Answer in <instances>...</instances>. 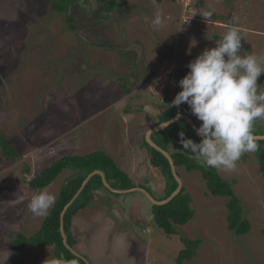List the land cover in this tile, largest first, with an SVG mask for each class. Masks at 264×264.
I'll use <instances>...</instances> for the list:
<instances>
[{
    "label": "rangeland",
    "instance_id": "obj_1",
    "mask_svg": "<svg viewBox=\"0 0 264 264\" xmlns=\"http://www.w3.org/2000/svg\"><path fill=\"white\" fill-rule=\"evenodd\" d=\"M52 1L0 0V134L20 155L9 158L0 146V264H12L16 235H34L47 216L29 211L31 198L47 191L57 200L74 170L43 189L28 182L65 156L104 151L134 186L165 199L168 178L150 169L146 134L166 111L202 123L186 103H171L188 63L230 27L243 36L241 55L264 59V0H116L110 13L103 0H78L70 10L75 30ZM156 13L161 27L150 23ZM257 83L264 92V74ZM253 129L262 135L264 120ZM167 149L183 151L179 144ZM216 170L241 201L247 234L228 226L229 197L212 194L200 170L177 167L194 216L175 234L155 224L152 202L141 192L102 187L71 217L74 251L89 264H176L189 238L201 244L183 264H264V174L257 152L243 154L234 170ZM26 262L62 264L50 247H30Z\"/></svg>",
    "mask_w": 264,
    "mask_h": 264
},
{
    "label": "trees",
    "instance_id": "obj_2",
    "mask_svg": "<svg viewBox=\"0 0 264 264\" xmlns=\"http://www.w3.org/2000/svg\"><path fill=\"white\" fill-rule=\"evenodd\" d=\"M101 4H103L104 11L106 12L114 11L117 7L116 0H103L100 1V5ZM78 5V0H53L51 2L53 11L66 14V23H68V26L73 30H75L76 27L71 17L70 10L72 7ZM102 11H100V14ZM132 76H135V74ZM126 91L128 94L132 92V90L128 88ZM177 114L178 111H176V113L166 111L165 115L161 117L154 127L170 120ZM180 132H184L185 138H192L195 142H199L201 139L196 135L191 124L185 119L171 124L165 130L154 133L153 139L162 148L168 150L167 146L169 144L182 145L180 143ZM253 132L254 135H257L255 129H253ZM262 135H264V133ZM255 142L258 145L256 152L260 161V170L264 174V140H255ZM146 143L150 147L151 152V158H149L150 165L159 169L163 175L168 178L166 184L163 185V187H168L166 197L168 198L178 187V182L173 174L171 164L163 153L156 150L147 141ZM0 146L5 156L13 159L20 158L19 153L14 150L15 148H13L12 144L1 134ZM171 156L174 159L176 167H185L188 171L200 170L212 194L229 197L227 221L230 230H233L239 236L245 235L250 231V222L244 217L241 201L236 196L229 181L222 178L215 168L205 167L197 163L190 155L184 153V151L171 153ZM66 169H73L74 175L62 187L58 199L47 214L40 230L32 236L19 233L13 240L11 245L12 264H27L26 255L30 247H50L62 264H88L87 260H84L81 256L75 255L65 245L61 231L62 211L73 199L86 178L96 170L103 171L108 182L116 189H129L134 187L128 175L121 170L115 160L104 151H96L84 156H65L55 161L49 168L35 176L28 184L33 189H43L52 184ZM102 187L106 188L102 177L100 175L93 176L83 192L65 214L64 227L68 237V244L72 248L74 243L69 231L71 217L82 211L89 204L92 195ZM191 203V194L187 192L186 187L183 186L182 191L170 202L164 205L152 206L155 224L166 234H175L176 226L185 225L193 218L194 210ZM183 242L186 247L179 253L176 264H183L185 260L191 259L195 255L196 249L201 244V240L198 239L191 240L189 238H183Z\"/></svg>",
    "mask_w": 264,
    "mask_h": 264
},
{
    "label": "clouds",
    "instance_id": "obj_3",
    "mask_svg": "<svg viewBox=\"0 0 264 264\" xmlns=\"http://www.w3.org/2000/svg\"><path fill=\"white\" fill-rule=\"evenodd\" d=\"M156 2L153 0L154 5ZM202 15L208 18L212 12ZM150 23L163 26L162 15L156 13ZM242 37L230 27L215 47L206 48L191 60L189 71L178 82L181 90L171 102L177 107L186 103L202 122L194 126L199 142L185 138L184 132L179 136L183 151L205 167L234 170L243 154L258 147L253 124L264 120V92H259L257 83L264 74V59L241 55ZM55 200V194L41 191L31 198L28 209L35 216H45Z\"/></svg>",
    "mask_w": 264,
    "mask_h": 264
},
{
    "label": "water",
    "instance_id": "obj_4",
    "mask_svg": "<svg viewBox=\"0 0 264 264\" xmlns=\"http://www.w3.org/2000/svg\"><path fill=\"white\" fill-rule=\"evenodd\" d=\"M181 119H185L187 120L191 126L194 128L198 127V124L190 117L188 116L186 113H179L177 115H175L173 118H171L170 120H167L163 123H160L159 125L153 127L152 129H150L147 134H146V141L152 146L154 147L156 150L160 151L161 153H163L167 159L169 160L170 164H171V168L173 171V174L178 182V187L177 189L166 199L163 200H158L156 198H154V196L151 194V192L146 189L145 187H141V186H134L132 188L129 189H116L114 187L111 186V184L108 182L106 175L103 171L100 170H96L94 172H92L84 181L83 185L81 186V188L78 190V192L75 194V196L73 197V199L65 206L64 210L61 213V231H62V235L64 238V242L65 245L77 256H80L77 252H75L73 250V248L68 244V237L65 231V227H64V218H65V214L67 213L68 209L73 205V203L77 200V198L80 196V194L83 192V190L85 189L86 185L88 184V182L90 181V179L95 176V175H100L103 179V183L104 186L111 192L113 193H120V194H125V193H131V192H141L142 194H144L151 202L153 205H164L168 202H170L174 197H176L183 189V181L180 177V175L177 172V167L175 165L174 159L171 156L170 152L165 150L164 148H162L160 145H158L154 139H153V135L156 132L165 130L168 126H170L171 124L181 120ZM255 140H264V135H255ZM89 264V263H88Z\"/></svg>",
    "mask_w": 264,
    "mask_h": 264
},
{
    "label": "crops",
    "instance_id": "obj_5",
    "mask_svg": "<svg viewBox=\"0 0 264 264\" xmlns=\"http://www.w3.org/2000/svg\"><path fill=\"white\" fill-rule=\"evenodd\" d=\"M156 120H157V119H156ZM155 124H156V123H153L152 126H154ZM151 128H153V127H150V129H151ZM150 129H149V130H150ZM149 130H148V131H149ZM181 146H182V145H181ZM148 162H149V161H148ZM148 164L150 165V162H149ZM153 168H154V167H152V166L150 165V169L152 170ZM145 188H146V187H145ZM98 191H99V190H98ZM96 193H98V192L96 191L95 194H96ZM152 205H153V204H152ZM152 205H150V206L152 207ZM151 214H152V216H153L152 208H151Z\"/></svg>",
    "mask_w": 264,
    "mask_h": 264
},
{
    "label": "flooded vegetation",
    "instance_id": "obj_6",
    "mask_svg": "<svg viewBox=\"0 0 264 264\" xmlns=\"http://www.w3.org/2000/svg\"><path fill=\"white\" fill-rule=\"evenodd\" d=\"M110 13V12H109ZM154 127V126H153ZM152 129V128H151ZM160 185H162V184H160Z\"/></svg>",
    "mask_w": 264,
    "mask_h": 264
}]
</instances>
